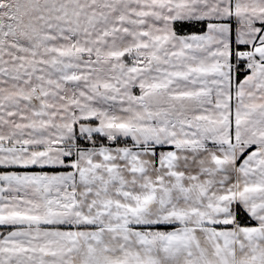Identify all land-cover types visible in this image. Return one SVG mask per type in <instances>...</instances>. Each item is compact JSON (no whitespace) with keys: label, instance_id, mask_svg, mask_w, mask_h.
<instances>
[{"label":"snow or ice","instance_id":"obj_1","mask_svg":"<svg viewBox=\"0 0 264 264\" xmlns=\"http://www.w3.org/2000/svg\"><path fill=\"white\" fill-rule=\"evenodd\" d=\"M0 264H264V0H0Z\"/></svg>","mask_w":264,"mask_h":264}]
</instances>
